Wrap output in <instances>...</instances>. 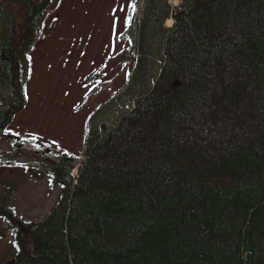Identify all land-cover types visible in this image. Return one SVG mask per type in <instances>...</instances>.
<instances>
[{"label":"trees","instance_id":"1","mask_svg":"<svg viewBox=\"0 0 264 264\" xmlns=\"http://www.w3.org/2000/svg\"><path fill=\"white\" fill-rule=\"evenodd\" d=\"M52 1L0 0V136ZM178 1L131 0L119 39L160 72L83 159L32 165L62 187L47 216L0 195L15 264H264V0Z\"/></svg>","mask_w":264,"mask_h":264},{"label":"rangeland","instance_id":"2","mask_svg":"<svg viewBox=\"0 0 264 264\" xmlns=\"http://www.w3.org/2000/svg\"><path fill=\"white\" fill-rule=\"evenodd\" d=\"M87 1L53 0L29 54L26 103L0 136V195L22 223L41 222L62 191L50 174L32 165L63 155L83 159L85 144L145 96L161 69L164 55L156 43L145 41L140 58L132 59L127 41L113 39L119 10L106 21L103 16L93 20L86 10L76 14L77 8L70 15L71 4L84 9ZM5 213L0 211V264L15 254Z\"/></svg>","mask_w":264,"mask_h":264},{"label":"crops","instance_id":"3","mask_svg":"<svg viewBox=\"0 0 264 264\" xmlns=\"http://www.w3.org/2000/svg\"><path fill=\"white\" fill-rule=\"evenodd\" d=\"M175 1L176 2H173V0H170L171 6H176V5L179 4L178 0H175ZM52 3H53V1H52ZM52 3H51V5H52ZM76 4H78V3L71 4L70 10H69V13H70L71 16L75 15L74 14V8H77L78 11L76 12V14H79L81 12L85 13L84 10H86V14L85 15H89V17L92 18L93 20H96V16H103L104 17V21L111 20V16H117L116 15V11L119 10L118 11L119 12L118 15H121L122 18H121L120 22L118 21L119 22V30L113 36V39H115L117 37L119 39V35L125 29L126 16L129 13L128 9L131 8V0H96V2H94V0H88L86 2V6L84 7V9H81L79 7V4L76 7ZM169 20L171 21V19H167L165 21L164 26H166V24H167V22ZM96 21H98V20H96ZM113 39H112V41H113ZM122 40L126 41V39H124V38ZM111 44H112V42H111Z\"/></svg>","mask_w":264,"mask_h":264},{"label":"water","instance_id":"4","mask_svg":"<svg viewBox=\"0 0 264 264\" xmlns=\"http://www.w3.org/2000/svg\"><path fill=\"white\" fill-rule=\"evenodd\" d=\"M17 140H19V138L17 137L16 138ZM4 264H15V260H10V261H7L6 263Z\"/></svg>","mask_w":264,"mask_h":264},{"label":"flooded vegetation","instance_id":"5","mask_svg":"<svg viewBox=\"0 0 264 264\" xmlns=\"http://www.w3.org/2000/svg\"><path fill=\"white\" fill-rule=\"evenodd\" d=\"M51 161V160H50ZM48 174H50V173H48ZM51 175V174H50ZM52 176V175H51Z\"/></svg>","mask_w":264,"mask_h":264},{"label":"snow or ice","instance_id":"6","mask_svg":"<svg viewBox=\"0 0 264 264\" xmlns=\"http://www.w3.org/2000/svg\"><path fill=\"white\" fill-rule=\"evenodd\" d=\"M133 7H135V5H132Z\"/></svg>","mask_w":264,"mask_h":264}]
</instances>
